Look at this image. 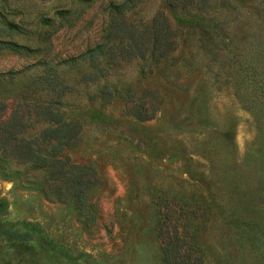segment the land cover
<instances>
[{"label":"rangeland","instance_id":"obj_1","mask_svg":"<svg viewBox=\"0 0 264 264\" xmlns=\"http://www.w3.org/2000/svg\"><path fill=\"white\" fill-rule=\"evenodd\" d=\"M0 264H264V0H0Z\"/></svg>","mask_w":264,"mask_h":264},{"label":"trees","instance_id":"obj_2","mask_svg":"<svg viewBox=\"0 0 264 264\" xmlns=\"http://www.w3.org/2000/svg\"><path fill=\"white\" fill-rule=\"evenodd\" d=\"M156 33H157V37H156V39H159L160 37H166L167 36V34H168V30H167V27L165 26V25H163L162 27H160V28H157L156 29V31H155ZM131 34H130V36H128V38L127 39H130V41H131V43L134 41V38H133V34H132V32H130ZM129 47L131 48V47H134V44H131V45H129ZM56 116V115H55ZM55 121H57V120H55ZM59 124V123H61L64 127H66V126H68V122H60L59 120L56 122V124ZM65 136V133H62V137H64ZM57 163H60V162H57ZM57 165H55V167H56Z\"/></svg>","mask_w":264,"mask_h":264}]
</instances>
